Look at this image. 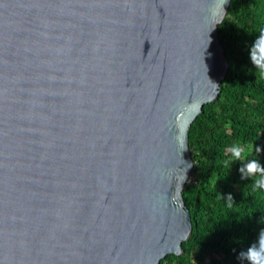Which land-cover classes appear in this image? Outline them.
I'll return each instance as SVG.
<instances>
[{"label": "water", "instance_id": "obj_1", "mask_svg": "<svg viewBox=\"0 0 264 264\" xmlns=\"http://www.w3.org/2000/svg\"><path fill=\"white\" fill-rule=\"evenodd\" d=\"M230 1L0 0V264L182 254Z\"/></svg>", "mask_w": 264, "mask_h": 264}, {"label": "trees", "instance_id": "obj_2", "mask_svg": "<svg viewBox=\"0 0 264 264\" xmlns=\"http://www.w3.org/2000/svg\"><path fill=\"white\" fill-rule=\"evenodd\" d=\"M261 32L264 0H231L217 26L228 71L218 98L203 106L188 133L198 177L185 185L182 195L192 231L181 244L182 254H168L160 264H226L209 253L242 261L239 254L264 230V190L255 189L239 171L248 161L226 163L230 147L242 141L253 145V158L264 165V77L249 56Z\"/></svg>", "mask_w": 264, "mask_h": 264}, {"label": "clouds", "instance_id": "obj_3", "mask_svg": "<svg viewBox=\"0 0 264 264\" xmlns=\"http://www.w3.org/2000/svg\"><path fill=\"white\" fill-rule=\"evenodd\" d=\"M249 56L255 69L264 77V32L257 35L250 48ZM229 151L231 152V161L226 163L247 160L248 162L239 169L242 174L241 178L251 179L255 189L264 190V165L253 158V145L238 141L230 147ZM255 152H261V149L255 148ZM239 259L247 261V264H264V230L260 232L256 243L239 254Z\"/></svg>", "mask_w": 264, "mask_h": 264}, {"label": "rangeland", "instance_id": "obj_4", "mask_svg": "<svg viewBox=\"0 0 264 264\" xmlns=\"http://www.w3.org/2000/svg\"><path fill=\"white\" fill-rule=\"evenodd\" d=\"M197 177H198V174H197V172L196 171H194V169H193V171H192V173H191V175H190V177H189V183L191 184V183H195L196 182V180H197ZM209 257H215V258H217V259H219V260H222V261H224L226 264H247L246 262H244V261H239V260H237V259H235V258H233V257H227V258H225L224 256H222V255H220V254H213V253H209ZM189 263V261H184V264H188ZM194 264H196V263H194Z\"/></svg>", "mask_w": 264, "mask_h": 264}]
</instances>
